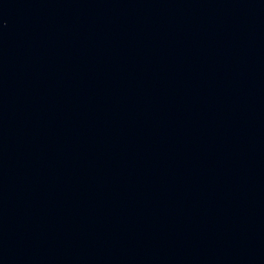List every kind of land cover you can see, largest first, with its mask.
Wrapping results in <instances>:
<instances>
[{
    "label": "water",
    "instance_id": "water-1",
    "mask_svg": "<svg viewBox=\"0 0 264 264\" xmlns=\"http://www.w3.org/2000/svg\"><path fill=\"white\" fill-rule=\"evenodd\" d=\"M0 264H264V0H0Z\"/></svg>",
    "mask_w": 264,
    "mask_h": 264
}]
</instances>
